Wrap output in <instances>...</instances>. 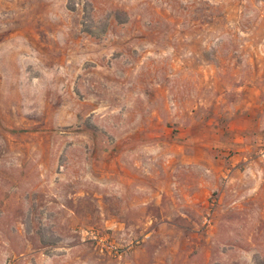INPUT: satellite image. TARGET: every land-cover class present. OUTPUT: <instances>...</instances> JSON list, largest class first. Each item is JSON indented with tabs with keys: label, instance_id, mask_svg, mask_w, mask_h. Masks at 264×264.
<instances>
[{
	"label": "rangeland",
	"instance_id": "obj_1",
	"mask_svg": "<svg viewBox=\"0 0 264 264\" xmlns=\"http://www.w3.org/2000/svg\"><path fill=\"white\" fill-rule=\"evenodd\" d=\"M251 58L264 0H0V264H264V140L209 202L146 199Z\"/></svg>",
	"mask_w": 264,
	"mask_h": 264
},
{
	"label": "crops",
	"instance_id": "obj_2",
	"mask_svg": "<svg viewBox=\"0 0 264 264\" xmlns=\"http://www.w3.org/2000/svg\"><path fill=\"white\" fill-rule=\"evenodd\" d=\"M209 107L202 130H194L189 144L172 152V168L166 174L176 189L162 188L146 199H156L159 204L163 197L171 207L173 202L178 207L179 200L207 203L221 181L222 185L235 181L239 156L249 153L256 140H264V70L252 58L248 64L238 65L230 83L219 89L218 99ZM221 195L223 202L226 193Z\"/></svg>",
	"mask_w": 264,
	"mask_h": 264
},
{
	"label": "built area",
	"instance_id": "obj_3",
	"mask_svg": "<svg viewBox=\"0 0 264 264\" xmlns=\"http://www.w3.org/2000/svg\"><path fill=\"white\" fill-rule=\"evenodd\" d=\"M262 153L264 154V150ZM91 233L92 239L97 242L99 250L102 254L108 253L115 256H122L131 247V244L123 246L113 240H104L102 237L97 235V232L92 231Z\"/></svg>",
	"mask_w": 264,
	"mask_h": 264
}]
</instances>
